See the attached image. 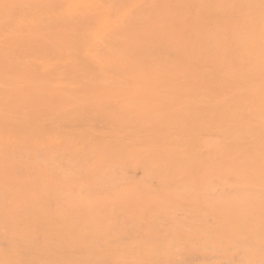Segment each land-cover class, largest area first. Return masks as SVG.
Returning <instances> with one entry per match:
<instances>
[{
  "label": "rangeland",
  "instance_id": "1",
  "mask_svg": "<svg viewBox=\"0 0 264 264\" xmlns=\"http://www.w3.org/2000/svg\"><path fill=\"white\" fill-rule=\"evenodd\" d=\"M0 264H264V0H0Z\"/></svg>",
  "mask_w": 264,
  "mask_h": 264
}]
</instances>
